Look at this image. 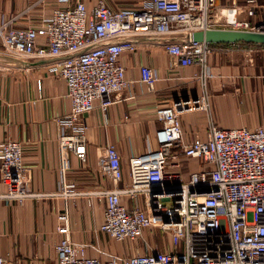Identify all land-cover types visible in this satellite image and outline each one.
<instances>
[{
    "label": "built area",
    "instance_id": "obj_1",
    "mask_svg": "<svg viewBox=\"0 0 264 264\" xmlns=\"http://www.w3.org/2000/svg\"><path fill=\"white\" fill-rule=\"evenodd\" d=\"M221 1L139 0L113 8L108 0H95L87 8L77 0L71 7L54 10L37 26L18 28L1 22L0 53L53 63L50 71L65 81L69 100V111L57 119L58 144L83 158V116L96 107L106 111L131 85L120 61L124 53L140 46L158 47L176 65L206 69V58L214 49L209 43L193 41V32L216 28L264 33V18L251 21L256 10L264 7L258 0H245L244 5ZM209 75L206 69L204 79ZM140 81L152 91L155 72L142 65ZM207 107L204 93L158 108L156 148L129 158L128 185L120 184L118 150L107 144L98 171L112 187L91 192L63 177L51 194L34 191L21 144L0 141V178L6 188L0 198L23 203L46 196L63 201L96 197L104 203L100 231L131 245L129 255L93 248L105 259L87 256L90 246L69 239L64 214L57 227L63 236L54 246V264H264V124L255 129L211 125L205 140L195 137L187 142L180 115ZM190 158L199 159L200 168L184 174L182 161ZM124 196H141L143 206L128 209ZM147 229L158 230L168 250L145 244L147 252L140 253L137 243ZM0 264L22 263L0 257Z\"/></svg>",
    "mask_w": 264,
    "mask_h": 264
},
{
    "label": "crops",
    "instance_id": "obj_2",
    "mask_svg": "<svg viewBox=\"0 0 264 264\" xmlns=\"http://www.w3.org/2000/svg\"><path fill=\"white\" fill-rule=\"evenodd\" d=\"M75 1L0 0V23L9 22L18 28L37 26L54 10L71 7ZM80 1L87 8L95 3V0ZM138 1L108 0V3L119 8ZM221 2L231 4V0ZM258 2L264 6V0ZM244 3L245 0H237L238 5ZM263 18L264 7L256 10L251 21ZM211 46L214 51L206 58L210 74L207 79L204 67L176 65L158 47L140 46L134 52L124 53L120 61L131 85L118 94L116 102L106 111L96 107L83 116L86 138L83 158L71 150H62L58 144L57 119L69 111V100L65 81L50 71L53 63H37L27 57L0 53V141L14 140L21 144L23 163L34 191L51 194L63 177L78 189L91 192L112 187L98 171L99 156L107 144L118 150L121 186L129 184L128 160L156 148L155 132L159 127L156 111L164 105L207 94L206 110L180 115L187 142L195 137L205 140L211 125L255 129L264 124V45ZM142 65L156 74L152 91L140 81ZM199 168V159L182 161L184 174ZM5 190L0 178V194ZM122 201L128 209L143 206L141 196L134 199L124 196ZM64 214L68 218L69 239L90 246L85 250L87 256L105 259L93 248L124 256L132 253L129 242H118L100 231L104 203L96 197L63 201L46 196L23 203L0 198V257L22 264H54V246L63 236L57 227ZM149 238L151 248L168 250L165 237L158 232ZM143 251L147 252L145 246Z\"/></svg>",
    "mask_w": 264,
    "mask_h": 264
},
{
    "label": "water",
    "instance_id": "obj_3",
    "mask_svg": "<svg viewBox=\"0 0 264 264\" xmlns=\"http://www.w3.org/2000/svg\"><path fill=\"white\" fill-rule=\"evenodd\" d=\"M191 38L195 42L209 44L251 43L264 45V33L237 29H206L193 32Z\"/></svg>",
    "mask_w": 264,
    "mask_h": 264
},
{
    "label": "rangeland",
    "instance_id": "obj_4",
    "mask_svg": "<svg viewBox=\"0 0 264 264\" xmlns=\"http://www.w3.org/2000/svg\"><path fill=\"white\" fill-rule=\"evenodd\" d=\"M155 231H157V230H150V229H147V230H145L144 231V233H143V236H142V238L141 239H139L138 240V246L141 248V250H142V253H144V251H143V247H144V245L146 244V245H151V243H150V236L152 237V233L154 232V233H159L160 234V232L159 231H157V232H155ZM160 236H161V234H160Z\"/></svg>",
    "mask_w": 264,
    "mask_h": 264
},
{
    "label": "trees",
    "instance_id": "obj_5",
    "mask_svg": "<svg viewBox=\"0 0 264 264\" xmlns=\"http://www.w3.org/2000/svg\"><path fill=\"white\" fill-rule=\"evenodd\" d=\"M211 45H213V44H211ZM214 45H232V44H214ZM235 45H253V44H251V43H238Z\"/></svg>",
    "mask_w": 264,
    "mask_h": 264
}]
</instances>
